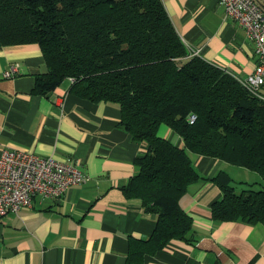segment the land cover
<instances>
[{"label": "crops", "instance_id": "crops-1", "mask_svg": "<svg viewBox=\"0 0 264 264\" xmlns=\"http://www.w3.org/2000/svg\"><path fill=\"white\" fill-rule=\"evenodd\" d=\"M162 1L181 40L201 58L237 79L254 71L255 44L219 0ZM257 1L264 9V0ZM13 64L17 72L5 76ZM46 71L38 44L0 47V156L4 149L50 156L77 166L88 180L58 199L37 196L30 207L0 217V264H133L130 249L157 227L156 215L123 192L146 146L121 126L117 104L73 94L70 78L36 94V78ZM160 133L185 146L170 128ZM190 156L204 177L181 198L193 220L190 241L172 240L155 254H139L135 264H264V225L215 221L211 205L222 193L210 180L225 172L241 191L261 188L262 177L221 159Z\"/></svg>", "mask_w": 264, "mask_h": 264}, {"label": "trees", "instance_id": "trees-1", "mask_svg": "<svg viewBox=\"0 0 264 264\" xmlns=\"http://www.w3.org/2000/svg\"><path fill=\"white\" fill-rule=\"evenodd\" d=\"M23 44H38L45 60L36 94L70 78L73 94L117 104L121 126L146 146L123 192L156 215L157 227L130 249L129 263L172 240L190 241L193 220L181 198L204 178L190 154L259 173L261 188L241 191L225 172L211 178L222 193L211 215L264 225V101L235 76L190 56L162 0H0V47ZM164 126L183 148L161 135Z\"/></svg>", "mask_w": 264, "mask_h": 264}, {"label": "built area", "instance_id": "built-area-1", "mask_svg": "<svg viewBox=\"0 0 264 264\" xmlns=\"http://www.w3.org/2000/svg\"><path fill=\"white\" fill-rule=\"evenodd\" d=\"M227 15L245 29L255 44L257 63L254 71L239 82L252 94L262 98L264 87V9L257 0H219ZM190 56L200 51L188 47ZM18 64L11 65L5 76L17 72ZM72 81V80H71ZM197 119L188 118L190 124ZM88 177L75 165L50 156H39L20 150L4 149L0 156V217L18 213L30 207L35 197L58 199L72 186L84 183Z\"/></svg>", "mask_w": 264, "mask_h": 264}]
</instances>
